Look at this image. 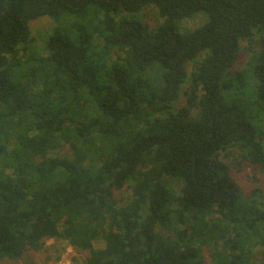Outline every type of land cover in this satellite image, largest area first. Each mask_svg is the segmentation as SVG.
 Returning a JSON list of instances; mask_svg holds the SVG:
<instances>
[{
    "label": "trees",
    "instance_id": "1",
    "mask_svg": "<svg viewBox=\"0 0 264 264\" xmlns=\"http://www.w3.org/2000/svg\"><path fill=\"white\" fill-rule=\"evenodd\" d=\"M245 163L264 174V0H0V262L62 239L85 264H264Z\"/></svg>",
    "mask_w": 264,
    "mask_h": 264
},
{
    "label": "rangeland",
    "instance_id": "2",
    "mask_svg": "<svg viewBox=\"0 0 264 264\" xmlns=\"http://www.w3.org/2000/svg\"><path fill=\"white\" fill-rule=\"evenodd\" d=\"M203 19L198 18L184 24V27H195L202 22ZM35 22V23H34ZM33 23V33L39 37V43H43L45 35L50 32L52 21L48 17L39 18ZM242 51L233 70L243 69L246 67L249 59V53L246 51L247 42H241ZM254 168L245 163L241 172L236 173V179L241 185L245 193H250L254 188L264 189V174H254ZM131 194V190H124L118 194V197H127ZM96 247L103 246L102 241L95 243ZM87 252H78L67 241L62 239H48L46 248L40 252H29L23 257L15 260L4 259L0 264H85Z\"/></svg>",
    "mask_w": 264,
    "mask_h": 264
}]
</instances>
